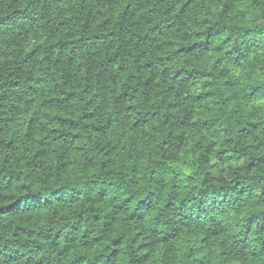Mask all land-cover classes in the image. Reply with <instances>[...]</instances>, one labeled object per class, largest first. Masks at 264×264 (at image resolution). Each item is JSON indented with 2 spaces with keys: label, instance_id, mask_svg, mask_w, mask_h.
<instances>
[{
  "label": "clouds",
  "instance_id": "clouds-1",
  "mask_svg": "<svg viewBox=\"0 0 264 264\" xmlns=\"http://www.w3.org/2000/svg\"><path fill=\"white\" fill-rule=\"evenodd\" d=\"M0 264H264V0H0Z\"/></svg>",
  "mask_w": 264,
  "mask_h": 264
}]
</instances>
